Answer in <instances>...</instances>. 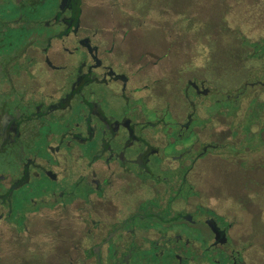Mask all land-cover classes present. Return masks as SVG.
Wrapping results in <instances>:
<instances>
[{"label": "flooded vegetation", "instance_id": "flooded-vegetation-1", "mask_svg": "<svg viewBox=\"0 0 264 264\" xmlns=\"http://www.w3.org/2000/svg\"><path fill=\"white\" fill-rule=\"evenodd\" d=\"M195 2L0 0V264H253L201 199L240 154L209 106L243 96L175 55L205 41Z\"/></svg>", "mask_w": 264, "mask_h": 264}, {"label": "rangeland", "instance_id": "rangeland-1", "mask_svg": "<svg viewBox=\"0 0 264 264\" xmlns=\"http://www.w3.org/2000/svg\"><path fill=\"white\" fill-rule=\"evenodd\" d=\"M263 6L264 0H196L191 5L190 22L204 24L205 41H191L189 46L175 49V55L192 56L195 61L203 54L202 76L212 83L214 98L232 101L239 90L236 97L243 96L236 110V104L231 103L214 102L209 106L213 112L226 107L233 110L224 109L218 124L234 129L236 137L230 140L240 154L231 156L228 162L203 165L201 199L223 216L224 227L234 223L239 241L250 245L247 252L253 264H264V89L255 75L264 71V57L251 55L252 46L264 42ZM191 37L198 40L199 33L192 31ZM147 38L161 42L156 31ZM262 78L259 82L264 81ZM253 82L244 88L245 83ZM171 93L175 99V84ZM226 95L230 96L228 100ZM180 106L185 104L181 102ZM247 118L253 120L252 126H247ZM247 127L253 133L248 134ZM242 135L245 144L241 145ZM225 153L230 154L228 150Z\"/></svg>", "mask_w": 264, "mask_h": 264}]
</instances>
